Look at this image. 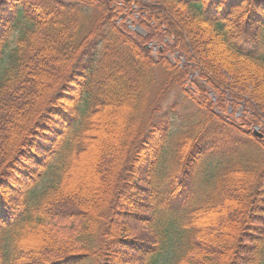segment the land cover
I'll use <instances>...</instances> for the list:
<instances>
[{"label": "trees", "instance_id": "1", "mask_svg": "<svg viewBox=\"0 0 264 264\" xmlns=\"http://www.w3.org/2000/svg\"><path fill=\"white\" fill-rule=\"evenodd\" d=\"M21 12L31 27L0 75V264H264V145L252 134L264 136V0H0V58ZM176 87L202 120L178 133L162 199L153 179L171 119L159 102ZM233 131L256 159L225 148L234 156L185 202V182ZM87 157L91 192L74 185ZM170 199L178 243L147 262L173 230L158 217Z\"/></svg>", "mask_w": 264, "mask_h": 264}, {"label": "rangeland", "instance_id": "2", "mask_svg": "<svg viewBox=\"0 0 264 264\" xmlns=\"http://www.w3.org/2000/svg\"><path fill=\"white\" fill-rule=\"evenodd\" d=\"M62 1V0H60ZM63 1H69V0H63ZM148 2V1H146ZM129 22V21H128ZM14 28L9 32L8 39L6 42V46L4 47V51L1 55L0 58V75L3 73V69L7 67L8 62H9V55L11 53V50L16 46L17 40H18V35L20 32L25 28V27H31L29 19L23 15V13H19L17 16V19L14 24ZM142 30V29H141ZM174 55H169V58L172 59ZM154 83H153V88L150 94V101L152 102L155 96V93L158 91L157 89L159 88V85L163 81V76L159 73L157 69L154 70ZM194 77H189V80H193ZM190 84V83H188ZM187 89L189 90L190 94L193 95L194 97L197 96L196 92L194 91V87L192 84L187 85ZM90 90L96 92V88H94L93 85H90ZM91 96H88L85 98V100H82L78 104V109L80 112H86V110L89 108V105L91 103ZM89 104V105H88ZM160 107H161V112L159 114H165L168 112L169 118L171 119V124L169 126V132L167 135V141L164 143L163 148H162V153L159 156L158 160V166L157 169L155 170V177L153 179L154 185H156L158 191L160 192L161 198L165 199L167 198V192L169 187L171 186L170 184V174H172V171L176 169V165L173 162V156H174V148L178 139V133L182 129H189V127H194L197 124H200V121L202 120V117L199 115V107L195 104L191 98L187 97L179 87L172 88L168 90L165 94L164 97L161 99L159 102ZM243 105L240 106L238 105L237 111L235 115H240L243 113ZM80 118V117H79ZM79 120V119H78ZM78 120H71L69 118V121L71 123L70 129H74L78 126ZM207 127V125H206ZM228 145H224L223 143L226 142L223 141V146L220 145L216 151H212L208 154H206L203 159L201 160L202 163L196 170V176L197 178L194 179L191 183L189 181H186L185 184L186 187L183 189L181 192H183L184 195H188L189 199L185 202H191L192 199L196 198L197 196L200 195V193H203L209 185L207 182V178L211 176L213 173V168L215 167V162H222V159H226L227 157L234 156L225 151V148L229 149H235L236 155H241L242 158H245V153H243V149L248 152V154L252 155L253 158L256 159L257 156V149L252 146V144L249 142V140L243 136L240 135L236 132H229L228 133ZM243 149H242V148ZM250 155V156H251ZM88 158V157H87ZM84 160L82 162V165L77 173L78 177L75 180L76 188H83L84 190H90L91 192V187H90V182L95 180V176H93V170L94 167L92 166L93 164L96 163V159L94 158L93 160L89 157L88 159ZM261 161L257 165L259 167L264 166V150L262 151L261 155ZM91 159V160H90ZM55 158L51 161L52 163L54 162ZM44 180L42 181L43 183H48V181L51 179V175L48 174V176H45L43 178ZM40 185L37 186L36 189L39 188ZM186 189L188 191H186ZM73 192V191H72ZM75 192V191H74ZM73 192V193H74ZM166 207H163L160 209L159 216L161 217V220L165 218V216L169 217V220L172 218V226L173 230L171 229L169 236L167 239H162L158 244L152 245L151 251L148 255L147 262H151V260H154L155 258L159 257V253L162 251V249L166 248L167 243L169 245H176L178 243V237L180 235H174L175 233H178L180 231L178 228V222L180 223V219L176 217L175 213L176 210V203H179V200L175 201L174 199H170L169 201H165ZM168 219V218H167ZM178 220L177 223L175 220ZM160 220V219H159ZM166 221V220H165ZM163 221V223L165 222ZM159 222V221H158ZM165 231V230H164ZM181 241V240H180ZM182 245L181 242H179V247ZM165 264V263H163Z\"/></svg>", "mask_w": 264, "mask_h": 264}, {"label": "water", "instance_id": "3", "mask_svg": "<svg viewBox=\"0 0 264 264\" xmlns=\"http://www.w3.org/2000/svg\"><path fill=\"white\" fill-rule=\"evenodd\" d=\"M252 133H253L254 136H257V137L261 138L262 142L264 144V137L262 136V134L256 128L253 130Z\"/></svg>", "mask_w": 264, "mask_h": 264}]
</instances>
